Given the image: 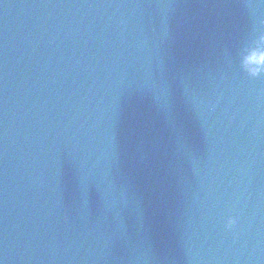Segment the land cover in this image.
<instances>
[{
    "label": "water",
    "instance_id": "95a60500",
    "mask_svg": "<svg viewBox=\"0 0 264 264\" xmlns=\"http://www.w3.org/2000/svg\"><path fill=\"white\" fill-rule=\"evenodd\" d=\"M261 37L264 0H0V262L264 264Z\"/></svg>",
    "mask_w": 264,
    "mask_h": 264
},
{
    "label": "clouds",
    "instance_id": "9594fccd",
    "mask_svg": "<svg viewBox=\"0 0 264 264\" xmlns=\"http://www.w3.org/2000/svg\"><path fill=\"white\" fill-rule=\"evenodd\" d=\"M261 40L264 41V37H261ZM234 223L235 221L229 218V220L227 221V227H231Z\"/></svg>",
    "mask_w": 264,
    "mask_h": 264
},
{
    "label": "snow or ice",
    "instance_id": "6c2138e0",
    "mask_svg": "<svg viewBox=\"0 0 264 264\" xmlns=\"http://www.w3.org/2000/svg\"><path fill=\"white\" fill-rule=\"evenodd\" d=\"M0 264H2V262H0Z\"/></svg>",
    "mask_w": 264,
    "mask_h": 264
}]
</instances>
